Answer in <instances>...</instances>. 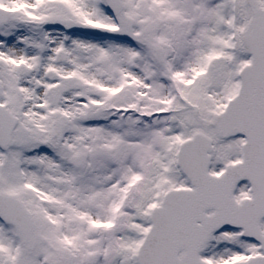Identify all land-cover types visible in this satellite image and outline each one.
Returning a JSON list of instances; mask_svg holds the SVG:
<instances>
[{
    "label": "snow or ice",
    "instance_id": "obj_1",
    "mask_svg": "<svg viewBox=\"0 0 264 264\" xmlns=\"http://www.w3.org/2000/svg\"><path fill=\"white\" fill-rule=\"evenodd\" d=\"M0 264H264V0H0Z\"/></svg>",
    "mask_w": 264,
    "mask_h": 264
}]
</instances>
